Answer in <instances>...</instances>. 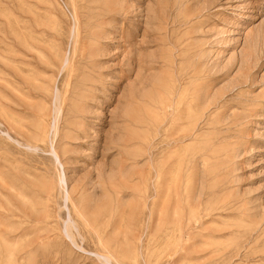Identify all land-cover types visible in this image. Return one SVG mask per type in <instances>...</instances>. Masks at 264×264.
Listing matches in <instances>:
<instances>
[{"label":"rangeland","instance_id":"1","mask_svg":"<svg viewBox=\"0 0 264 264\" xmlns=\"http://www.w3.org/2000/svg\"><path fill=\"white\" fill-rule=\"evenodd\" d=\"M0 135V264H264V0H0Z\"/></svg>","mask_w":264,"mask_h":264},{"label":"bare ground","instance_id":"2","mask_svg":"<svg viewBox=\"0 0 264 264\" xmlns=\"http://www.w3.org/2000/svg\"><path fill=\"white\" fill-rule=\"evenodd\" d=\"M67 10H68V9H67ZM72 24H73V22H72ZM72 26H73V25H72ZM70 33H71V32H70ZM70 36H71V35H70ZM177 48H178V47H177ZM179 49H180V48H179ZM179 49H178V50H179ZM195 50H196V49H195ZM67 53H68V52H67ZM66 55H67V54H66ZM65 57H66V56H65ZM61 58H62V57H61ZM197 58H198V57H197ZM65 59H66V58H65ZM197 60H198V59H197ZM63 63H64V62H63ZM65 64H68V63L66 62V63H64L63 65H65ZM61 65H62V64H61ZM65 66H67V65H65ZM61 67H63V66H61ZM50 68H51V67H50ZM52 68H53V67H52ZM58 68H59V67H58ZM178 68H179V67H178ZM190 68H191V67H190ZM53 69H54V68H53ZM56 70H57V69H56ZM188 70H189V69H188ZM60 71H62V68H61ZM51 72H52V71H51ZM184 72H185V70H184ZM59 73H60V72H59ZM240 73H241V72H240ZM204 74H205V73H204ZM202 75H203V74H202ZM206 75H208V74L206 73ZM203 76H204V75H203ZM242 76H243V75H242ZM192 77H193V76H192ZM207 77H208V76H207ZM209 77H210V76H209ZM186 78H187V77H186ZM205 78H206V77H205ZM210 78H211V77H210ZM56 79H57V78H56ZM180 79H181V78H180ZM175 80H176V79H175ZM188 80H189V78H188ZM193 80H194V79H193ZM208 80H209V78H208ZM191 81H192V80H191ZM203 81H204V80H203ZM203 81H202V83H203ZM26 82H27V81H26ZM210 82H211V81H210ZM205 83H206V82H205ZM240 83H241V82H240ZM234 85H235V84H234ZM165 86H166V85H165ZM167 86H168V85H167ZM179 86H180V85H179ZM204 86H205V85H204ZM238 86H239V85H238ZM241 86H242V85H241ZM190 87H192V86H190ZM198 87H199V86H198ZM200 87H201V86H200ZM202 87H203V86H202ZM54 88H55V87H54ZM56 88H57V87H56ZM167 89H168V88H167ZM203 89H204V87H203ZM226 89H227V88H226ZM200 90H201V89H200ZM44 91H47V90H44ZM52 91H53V90H52ZM162 91H163V90H162ZM195 91H196V90H195ZM55 92H56V91H55ZM165 92H166V91H165ZM188 92H189V91H188ZM188 92H187V93H188ZM56 93L58 94V91H57ZM170 93H171V92H170ZM223 93H224V92H223ZM166 94H167V92H166ZM201 94H202V93H201ZM201 94H200V96H201ZM168 95H170V94H168ZM176 95H178V94H176ZM224 95H225V94H224ZM226 95H227V94H226ZM160 96H161V95H160ZM162 96H163V95H162ZM171 96H172V95H171ZM53 97H54V96H53ZM55 97H56V94H55ZM209 97H210V96H209ZM172 98H174V97H172ZM190 98H191V97H190ZM198 98H200V97H198ZM57 99H58V96H57ZM54 100H55V102H56V98H54ZM159 100H160V99H159ZM198 100H199V99H198ZM225 100H226V99H225ZM160 101H161V100H160ZM244 101H245V100H244ZM251 101H253V100H251ZM55 102H54V103H55ZM57 102H58V101H57ZM57 102H56L55 104L58 105ZM186 102H187V101H186ZM197 102H198V101H197ZM230 102H232V101H230ZM230 102H229V103H230ZM247 102H248V101H247ZM232 103H233V102H232ZM158 104H159V103H158ZM234 104H235V103H234ZM219 105H220V104H219ZM225 105H227V104H225ZM246 105H247V104H246ZM53 106H55V105H53ZM53 106H52V108H53ZM159 106H160V105H159ZM170 106H171V105H170ZM183 106H184V105H183ZM227 106H229V105H227ZM238 106H239V105H238ZM58 107H59V106L55 107V108L52 110V112H53V111L55 112V109L58 108ZM189 107H190V106H189ZM205 107H206V106H205ZM218 107H219V106H218ZM231 107H232V106H231ZM233 107H234V106H233ZM167 108H168V107H167ZM170 108H171V107H170ZM186 108H188V107H186ZM215 108H217V107H215ZM188 109H189V108H188ZM192 109H193V108H192ZM39 110H40V109H39ZM58 110H59V109L56 110L57 113L60 112V111H58ZM204 110H205V109H204ZM215 110H216V109H215ZM215 110H214V111H215ZM231 110H232V109H231ZM245 110H246V109H245ZM42 111H43V110H42ZM163 111H164V110H163ZM173 111H174V110H173ZM207 111H208V110H207ZM212 111H213V110H212ZM161 112H162V111H161ZM204 112H205V111H204ZM215 112H217V110H216ZM215 112H214V113H215ZM229 112L232 113V111H228V114H229ZM41 113H42V112H41ZM46 113H47V112H46ZM172 113H173V112H172ZM182 113H183V112H182ZM182 113H181V114H182ZM190 113H191V112H190ZM231 113H230V114H231ZM185 114H186V113H185ZM191 114H192V113H191ZM215 114H216V113H215ZM215 114H214V115H215ZM226 114H227V113H226ZM57 115H58V114H57ZM57 115H56V116H57ZM182 115H183V114H182ZM200 115H203V114L200 113ZM200 115H199V118H200ZM207 115H208V114H207ZM209 115H210V114H209ZM212 115H213V114H212ZM212 115H210V116H212ZM194 116H195V115H193V117H194ZM197 116H198V115H197ZM205 116H206V115H205ZM223 116H225V115L223 114ZM223 116H222V117H223ZM44 117H45V116H44ZM52 117H53V115H52ZM239 117H240V116H239ZM158 118H159V117H158ZM184 118H185V116H184ZM191 118H192V117H191ZM199 118H198V119H199ZM201 118H202V116H201ZM224 118H225V117H224ZM224 118H223V119H224ZM226 118H228V117H226ZM55 119H58V118L55 117ZM55 119H54V120H55ZM180 119H181V118H180ZM180 119H179V120H180ZM193 119H194V118H193ZM220 119H221V118H220ZM232 119H233V118H232ZM234 119H235V118H234ZM239 119H240V118H239ZM184 120H185V119H184ZM189 120H190V119H189ZM201 120H202V119H201ZM204 120H205V119H204ZM209 120H211V119H209ZM218 120H219V119H218ZM230 120H231V119H230ZM165 121H166V119H165ZM182 121H183V119H181V121H178V122H181V123H182ZM185 121H186V120H185ZM194 121H196V120H194ZM228 121H229V120H228ZM228 121H227V122H228ZM232 121H233V123H235L234 120H232ZM237 121H238V120H237ZM51 122H52V121H51ZM186 122H187V121H186ZM197 122H198V121H197ZM197 122H196V123H197ZM206 122H208V119H207ZM214 122H215V121H214ZM227 122H225V123H227ZM164 123H166V122H164ZM174 123H175V122H174ZM189 123H190V122H189ZM208 123H209V122H208ZM212 123H213V122H212ZM225 123H224V124H225ZM240 123H241V122H240ZM192 124H194L193 121H192L191 125H192ZM202 124H203V123H202ZM214 124H215V123H214ZM217 124H219V123H217ZM227 124H228V123H227ZM238 124H239V123H238ZM175 125H176V124H175ZM179 125H180V124H179ZM188 125H189V124H188ZM196 125H197V124H196ZM203 125H204V124H203ZM209 125H210V124H209ZM236 125H237V124H236ZM40 126H41V125H40ZM51 126H52V125H51ZM166 126H167V125H166ZM180 126H181V125H180ZM182 126H183V125H182ZM184 126H185V125H184ZM193 126H194V125H193ZM197 126H198V125H197ZM200 126H202V125H200ZM225 126H226V125H225ZM233 126H234V125H233ZM33 127H35V126H33ZM33 127H32V128H33ZM54 127H56V126H54ZM189 127H190V126H189ZM194 127H195V126H194ZM203 127H204V126H203ZM211 127H212V126H211ZM214 127L217 128L218 126H214ZM32 128H31V129H32ZM35 128H36V127H35ZM35 128H34V130H35ZM40 128H41V127H40ZM159 128H160V126H159ZM229 128H230V127H229ZM166 129H167V128H166ZM173 129H175V128H173ZM185 129H186V128H185ZM203 129H204V128H203ZM203 129H201L202 132H203ZM208 129H209V128H208ZM208 129H207V131H208ZM220 129L224 130V129H226V128H223V126H221ZM231 129H232V128H231ZM28 130H29V129H28ZM39 130H40V129H39ZM49 130H50V129H49ZM158 130H159V129H158ZM183 130H184V129H183ZM188 130H189V129H188ZM193 130H194V128H193ZM209 130H211V129H209ZM212 130H213V128H212ZM215 130H216V129H215ZM52 131H54V130H52ZM189 131H190V130H189ZM189 131H188V132H189ZM191 131H192V130H191ZM191 131H190V132H191ZM195 131H196V130H195ZM197 131H198V129H197ZM231 131H232V130H231ZM37 132H40V131H37ZM49 132H50V131H49ZM174 132H175V131H174ZM180 132H181V133H182V132L184 133V131H180ZM180 132H179V133H180ZM185 132H186V131H185ZM192 132H193V131H192ZM205 132H206V131H205ZM212 132H213V131H212ZM217 132H218V129H217ZM7 133H8V132H7ZM19 133H21V132H19ZM232 133H234V132H232ZM235 133H236V132H235ZM235 133H234V134H235ZM3 134H4V133H3ZM17 134H18V133H17ZM29 134H30V133H29ZM163 134H164V133H163ZM207 134H208V133L206 132L205 135L207 136ZM211 134H212V133H211ZM220 134H221V133H220ZM229 134H230V133H229ZM4 135H6V132H5ZM8 135H9V134H8ZM8 135H7V136H8ZM21 135H22V133H21ZM21 135H20V136H21ZM27 135H28V132H27ZM36 135H37V134H36ZM55 135H56V134H55ZM161 135H162V134H161ZM202 135H203V134H201V136H202ZM208 135H209V134H208ZM216 135H217V134H216ZM216 135H213V134H212V137L215 138L214 136H216ZM0 136H1V135H0ZM11 136H12V135H11ZM20 136H19V138H21ZM23 136H24V135H23ZM30 136H31V134H30ZM224 136H226V135H224ZM230 136H231V135H230ZM12 137H13V136H12ZM24 137H25V136H24ZM32 137H33V136H32ZM37 137L39 138V136H37ZM171 137H172V135H171ZM190 137H191V136H190ZM190 137H189V138H190ZM193 137H194V136H193ZM193 137H192V138H193ZM203 137H204V135H203ZM212 137H211V138H212ZM8 138H10V137L8 136ZM33 138H34V137H33ZM205 138H206V137H205ZM223 138H224V137H223ZM10 139H11V138H10ZM12 139H13V138H12ZM12 139H11V140H12ZM22 139H23V138H22ZM26 139H27V138H26ZM41 139H42V138H41ZM185 139H186V138H185ZM217 139H218V138H217ZM227 139H228V138H226V140H227ZM229 139H230V138H229ZM23 140H24V139H23ZM30 140H31V139H30ZM44 140H45V139H44ZM168 140H169V139H168ZM203 140L206 141L205 139H203ZM207 140H208V139H207ZM215 140H216V139H215ZM221 140H222V139H221ZM231 140L233 141V139H231ZM239 140H240V139H239ZM242 140H243V139H242ZM13 141H14V140H13ZM15 141H16V140H15ZM32 141L35 142V140H32ZM37 141H38V140H36V142H37ZM182 141H183V140H182ZM213 141H214V140H213ZM218 141H219V139H218ZM223 141H224V140H222V141H220V142H223ZM24 142H26V141H24ZM179 142H180V141H179ZM187 142H189L188 139H187ZM195 142H197V140H195ZM208 142H209V141H208ZM230 142H231V141H230ZM17 143H19V142H17ZM22 143H23V142H22ZM170 143H171V142H170ZM170 143H169V144H170ZM193 143H194V140L192 141V144H193ZM227 143H229V142H227ZM227 143H226L225 145H227ZM25 144H26V143H25ZM27 144H28V143H27ZM169 144H168V145H169ZM181 144H182V143H181ZM188 144H189V143H188ZM192 144H191V145H192ZM210 144H211V143H210ZM179 145H180V144H179ZM189 145H190V144H189ZM189 145H188V146H189ZM196 145H197V144H195V146H196ZM199 145H200V144H199ZM199 145H198V146H199ZM206 145H207V144H206ZM206 145H205V146H206ZM211 145L213 146V144H211ZM16 146H18V145H16ZM26 146H29V144L26 145ZM31 146H32V145H31ZM184 146H185V144H184ZM186 146H187V145H186ZM188 146H187V149H188ZM195 146H194V147H195ZM227 146H228V145H227ZM22 147H23V146H22ZM24 147H25V146H24ZM35 147H36V146H35ZM168 147H169V146H168ZM175 147H176V146H175ZM194 147L191 146V148H194ZM200 147H201V146H200ZM207 147H208V146H207ZM207 147H206V148H207ZM27 148H29V147H27ZM33 148H34V147L32 146V149H33ZM36 148H37V147H36ZM165 148H166V147H165ZM203 148H204V147H203ZM25 149H26V148H25ZM49 149H50V148H49ZM173 149H174V148H173ZM197 149H198V148H197ZM208 149H209V148H208ZM211 149H212V147H211ZM213 149H214V148H213ZM217 149H219V148H217ZM23 150H24V149H23ZM42 150H43V149H42ZM190 150H191V149H190ZM192 150H193V149H192ZM195 150H196V148H195ZM19 151H20V150H19ZM26 151H27V150H26ZM29 151H30V149H29ZM33 151H35V150H33ZM36 151H38V150H36ZM178 151H179V150H178ZM205 151H206V150H205ZM210 151H211V150H209L208 152H210ZM212 151H214V150H212ZM215 151L217 152V150H215ZM42 152H43V151H42ZM51 152H52V151H51ZM169 152H171V151H169ZM174 152H175V151H174ZM185 152H186V151H185ZM187 152H188V151H187ZM192 152H193V151H192ZM203 152H204V149H203ZM27 153H28V152H27ZM29 153H30V152H29ZM34 153H36V152H34ZM43 153H44V152H43ZM172 153H173V152H172ZM204 153H205V152H204ZM212 153H213V152H212ZM219 153H220V151H219ZM31 154H32V153H31ZM51 154H52L53 158L55 159V161H56L57 163H59L58 156L56 155V153H54V151H53ZM169 154H170V153H169ZM179 154H180V153H179ZM179 154H177V155H179ZM187 154H188V153H187ZM193 154H194V152H193ZM222 154H223V153H222ZM222 154H221V155H222ZM49 155H50V154H49ZM172 155H173V154H172ZM184 155H186V154H183V156H184ZM191 155H192V154H191ZM197 155H198V154H197ZM209 155H211V153H210ZM223 155H224V154H223ZM166 156H167V154H166ZM212 156H214V155H212ZM169 157H170V155H169ZM200 157H202V156H200ZM204 157H205V155H204ZM214 157H215V156H214ZM214 157H213V158H214ZM222 157H223V156H222ZM53 158H52V159H53ZM170 158H171V157H170ZM172 158H173V156H172ZM175 158H176V155L174 156L173 159H175ZM180 158H181V157H180ZM190 158H191V157H190ZM216 158H217V157H216ZM216 158H215V159H216ZM181 159H182V158H181ZM187 159H189V156H188ZM193 159H194V158H193ZM209 159L212 160V158H209ZM198 160H199V159L197 158V161H198ZM200 160H201V159H200ZM52 161H54V160H52ZM55 161H54V162H55ZM60 161H61V160H60ZM171 161H172V159H171ZM181 161H182V160H181ZM191 161H192V158H191ZM208 161H209V160H208ZM54 162H53V163H54ZM174 162H175V161H174ZM174 162H173V163H174ZM176 162H177V160H176ZM182 162H183V161H182ZM192 162H193V161H192ZM57 163H56V164H57ZM61 163H62V162H61ZM171 163H172V162H171ZM178 163H179V162H178ZM178 163H177V164H178ZM186 163H187V162H186ZM188 163H189V162H188ZM200 163H201V162H200ZM54 164H55V163H54ZM56 164H55V165H56ZM182 164H183V163H182ZM190 164H191V162H190ZM202 164H203V162H202ZM204 164H207V163L205 162ZM61 165H62V164H61ZM173 165H174V164H173ZM173 165H172V167H173ZM180 165H181V164H180ZM188 165H189V164H188ZM184 166H185V163H184ZM204 166H205V165H204ZM59 167H60V166H59ZM168 167H169V166H168ZM172 167H171V168H172ZM178 167H179V166H178ZM182 167H183V166H182ZM182 167H179V168L182 169ZM186 168H187V167H186ZM162 169H163V168H162ZM168 170H169V169H168ZM179 170H180V169H179ZM61 171H62V170H61ZM61 171H60V173H61ZM184 171H186V170L184 169ZM188 171H189V170H188ZM170 172H171V171L169 170V173H170ZM179 172H180V171H179ZM167 173H168V172H167ZM187 173H188V172H186V174H187ZM26 174H27L28 176H30L28 173H26ZM158 174H159V173H158ZM186 174H185V175H186ZM160 175H161V174H160ZM179 175H180V174H179ZM179 175H177V176H179ZM61 177H62V174H61ZM122 177H123V176H122ZM183 177H184V175H183ZM187 177H188V175H187ZM58 178H59V177H58ZM120 178H121V177H120ZM158 178H159V177H158ZM169 178H170V177H169ZM60 179H62V178H60ZM63 179H64V178H63ZM63 179H62L61 182L58 181V183H59V184H60V183H63V182H64ZM125 179H126V178H125ZM176 180H178V179H176ZM165 182H167V180H166ZM174 182H175V181H174ZM176 182H177V181H176ZM225 182H226V181H225ZM225 182H224V183H225ZM21 183H22V182H21ZM58 183H57V184H58ZM117 183H119V182H117ZM123 183H125V181H124ZM126 183H127V182H126ZM170 183H171V182H170ZM221 183H222V182H221ZM59 184H58V185H59ZM63 184H64V183H63ZM166 184H167V183H166ZM172 184H174V183L172 182V183L169 184V185H172ZM222 184H223V183H222ZM58 185H57V186H58ZM112 185H113V184H112ZM174 185H175V184H174ZM174 185H173V187H175ZM118 186H119V185H118ZM164 186H165V184H164ZM59 187H61V186H59ZM79 187H80V186H79ZM114 187H115V186H114ZM114 187H113V189H114ZM167 187H168V186H167ZM167 187H166V188H167ZM171 187H172V186H171ZM123 188H124V187H123ZM16 189H17V188H16ZM22 189H23V188H22ZM24 189H25V188H24ZM27 189H28V188H27ZM60 189H61V188H60ZM115 189H117V188H115ZM121 189H122V188H121ZM163 189H165V187H164ZM167 189L169 190V188H167ZM167 189H166V190H167ZM17 190H18V189H17ZM17 190H16V193H17ZM28 190H29V189H28ZM118 190H119V189H118ZM168 190L166 191V193L168 192ZM173 190H174V189H173ZM18 191H19V190H18ZM59 191H60V190H59ZM120 191H121V190L118 191L119 193H118V192H115V193H118L119 196H120V193H122V191H121V192H120ZM124 191L126 192L125 189L123 190V192H124ZM169 191H170V190H169ZM74 192H77V190H72L70 193H68V192L66 191V194H63V195H65V196H64V197H65V200H67V201L70 202V201H71V198H72L71 195H72V193H74ZM112 192H113V191H112ZM125 192H124V193H125ZM163 192L165 193V191H163ZM172 192H173V191H172ZM64 193H65V192H64ZM113 193H114V192H113ZM174 193H175V192H174ZM17 194H18V193H17ZM21 194H23V193H21ZM51 194H52V192H51ZM51 194H50V195H51ZM118 194H117V195H118ZM168 194H169V193H168ZM168 194H167L166 196H164V197H167V199H168V197H169ZM18 195H19V197H22V196H23L22 198H24V195L20 196V192H19ZM121 195H122V194H121ZM163 195H164V194H163ZM175 195H176V193H175ZM175 195H174V196H175ZM16 196H17V195H16ZM115 196H116V195H115ZM124 196H125V195H124ZM25 197H26V196H25ZM64 197H63V198H64ZM117 197H118V196H117ZM121 197H122V196H121ZM164 197H163V198H164ZM17 198H18V197H17ZM28 198H29V197H28ZM28 198H27V199H28ZM60 198H61V197H60ZM29 199H30V198H29ZM55 199H56V198H55ZM167 199H166V200H167ZM173 199H174V198H173ZM221 199H222V198H221ZM20 200H22V202H23V199H20ZM20 200H19V201H20ZM24 200H25V199H24ZM61 200H62V199H60V201H61ZM63 200H64V199H63ZM166 200H165V201H166ZM168 200H169V199H168ZM168 200H167V201H168ZM163 201H164V199H163ZM216 201H218V200H216ZM221 201H222V200H221ZM24 202H25V201H24ZM30 202H32L31 199H30ZM53 202H54V201H53ZM65 202H66V201H65ZM173 202H174V201H173ZM18 203H19V202H18ZM25 203H26V202H25ZM59 203H60V202H59ZM63 203H64V201H63ZM163 203H166V202H163ZM226 203H227V202H226ZM20 204H21V203H20ZM212 204H213V203H212ZM216 204L219 205V203H215V205H216ZM222 204H223V203H222ZM22 205H24V204H22ZM25 206H26V205H25ZM25 206H24V207H25ZM28 206H30V205H28ZM32 206H33V205H32ZM58 206H59V205H58ZM63 206H65V205H63ZM163 206H164V204H163ZM219 206H220V205H219ZM223 206H224V205H223ZM231 206H232V205H231ZM231 206H229V207H231ZM61 207H62V206H61ZM164 207H165V206H164ZM220 207H221V206H220ZM32 208H33V207H32ZM217 208H219V207H217ZM221 208H222V207H221ZM16 209H17V208H16ZM29 209H30V208H29ZM59 209H63V207H62V208H59ZM64 209H65V208H64ZM66 209H67V208H66ZM234 209H235V208H234ZM19 210H20V209H19ZM17 211H18V209H17ZM28 211H29V210H28ZM30 211H31V210H30ZM33 211H34V210H33ZM163 211H164V213H165V210H163ZM221 211H222V210H221ZM42 212H43V211H42ZM123 212H124V211H123ZM215 212H216V211H215ZM219 212H220V211H219ZM227 212H228V211H227ZM19 213H20V212H19ZM28 213H29V212H28ZM67 213H68V210H67L66 214H67ZM216 213H217V212H216ZM224 213H226V211L223 212L222 214L224 215ZM21 214H22V213H21ZM37 214H38V213H37ZM212 214H213V213H212ZM13 215H14V214H13ZM22 215H23V214H22ZM30 215H31V214H30ZM39 215H40V214H39ZM57 215H58V214H57ZM210 215H211V214H210ZM58 216H59V215H58ZM66 216H68V220H66V221H68L69 223H67L68 225L66 226V225H65L66 222H65V223L63 224V225H64L63 227L66 226V234H67V236L71 239V241L73 242L74 239L72 240V237H71L69 231L71 230L72 227L76 228V225H75L74 221L71 220V217H70L69 214H67ZM212 216H213V215H212ZM24 217H25V216H24ZM36 217H37V216H36ZM213 217H215V216H213ZM215 218H217V217H215ZM218 218H219V217H218ZM21 219H22V218H21ZM29 219H30V218H29ZM31 219H32V218H31ZM45 219H46V218H45ZM65 219H66V218H65ZM106 219H107V218H106ZM109 219H110V217H109ZM109 219H108V221H109ZM26 220H27V219H26ZM33 220H34V219H33ZM33 220H30V221H33ZM215 220H216V219H215ZM103 221H104V220H103ZM38 222H41V221H38ZM107 223H108V222H107ZM220 223H221V222H220ZM29 224H30V223H29ZM49 224H51V222H50ZM49 224H48V225H49ZM112 224H113V223H112ZM213 224H214V223H213ZM23 225H25V224L23 223ZM52 225H53V224H52ZM218 225H219V224H218ZM96 226H97V225H96ZM98 226H99V225H98ZM118 226H119V225H118ZM55 227H56V226H55ZM102 227H103V226H102ZM102 227H101V228H102ZM106 227H107V226H106ZM114 227H115V226H114ZM28 228H30V227H28ZM109 228H110V227H109ZM109 228H108V229H109ZM116 228H117V227H116ZM220 228H221V227H220ZM32 229H33V228H32ZM35 229H36V228H35ZM63 229H64V228H63ZM69 229H70V230H69ZM72 229H73V228H72ZM97 229H98V228H97ZM97 229H96V230H97ZM118 229H120V228H118ZM118 229H116V230H118ZM222 229H223V228H222ZM26 230H27V229H26ZM64 230H65V229H64ZM122 230H123V228H122ZM218 230H219V229H218ZM23 231H25V230H23ZM23 231H22V232H23ZM60 231H61V230H60ZM73 231H75V229H74ZM118 231H119V230H118ZM118 231H117V232H118ZM22 232H20V233H22ZM42 232H43V231H42ZM70 232H71V231H70ZM104 232H105V231H104ZM109 232H110V231H109ZM216 232H217V231H216ZM218 232H219V231H218ZM220 232H221V231H220ZM61 233H62V232H61ZM77 233H78V232H77ZM97 233H98V231H97ZM114 233H115V231H114ZM62 234H63V233H62ZM71 234H73V233H71ZM100 234H101V233H100ZM107 234H108V231H107ZM112 234H113V232H112ZM117 234H118V233H117ZM117 234H116V235H117ZM213 234H215V233H212V236H213ZM24 235H25V234H24ZM63 235H64V234H63ZM73 235H74V234H73ZM102 235H103V234H102ZM110 235H111V233H110ZM114 235H115V234H114ZM78 236H79V234H78ZM210 236H211V234H210ZM215 237H216V234H215ZM215 237H214V238H215ZM222 237H223V236H222ZM73 238H74V237H73ZM99 238H100V237H99ZM104 238H105V237H104ZM106 238H107V237H106ZM211 240H213V239H211ZM214 240H215V239H214ZM217 240H218V239H217ZM98 241H99V240H98ZM105 241H106V240H105ZM109 243H110V242H109ZM75 244H76V243H73V245H75ZM105 244H108V243H105ZM205 244H206V243H205ZM99 245H100V244H99ZM217 245H218V244H217ZM19 246H20V245H19ZM76 246H77V245H76ZM213 247H214V246H213ZM75 248H76V247H75ZM108 248H109V247H108ZM114 248H115V247H114ZM207 248H208V246H207ZM81 249H82V248H81ZM112 249H113V248H112ZM210 249H211V246H210ZM208 250H209V249H208ZM208 250H207V251H208ZM213 251H214V250H213ZM83 252H84V251H83ZM212 253H213V252H212ZM214 256H215V255H214ZM9 257H10V256H9ZM11 258H12V257H11ZM103 258H104V257H103ZM12 260H13V259H12ZM220 260H221V259H220ZM215 261H216V260H215ZM221 264H222V263H221Z\"/></svg>","mask_w":264,"mask_h":264}]
</instances>
